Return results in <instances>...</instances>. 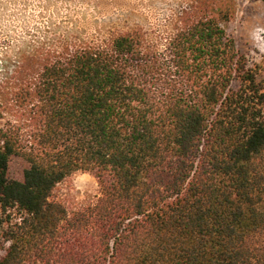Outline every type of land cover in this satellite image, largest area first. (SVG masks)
Masks as SVG:
<instances>
[{
  "label": "trees",
  "instance_id": "1",
  "mask_svg": "<svg viewBox=\"0 0 264 264\" xmlns=\"http://www.w3.org/2000/svg\"><path fill=\"white\" fill-rule=\"evenodd\" d=\"M237 12L187 0L153 26L4 50L0 264H264V82ZM77 172L100 195L70 210L54 192Z\"/></svg>",
  "mask_w": 264,
  "mask_h": 264
},
{
  "label": "rangeland",
  "instance_id": "2",
  "mask_svg": "<svg viewBox=\"0 0 264 264\" xmlns=\"http://www.w3.org/2000/svg\"><path fill=\"white\" fill-rule=\"evenodd\" d=\"M187 0H0V58L6 48L30 36L91 37L99 32L123 30L135 24L153 26L164 21ZM238 12L228 31L239 54L264 82V3L236 0ZM238 88V82L233 85ZM1 125V122H0ZM22 166L11 168L20 177ZM100 195L96 179L77 172L57 186L54 198L70 210L95 201Z\"/></svg>",
  "mask_w": 264,
  "mask_h": 264
}]
</instances>
